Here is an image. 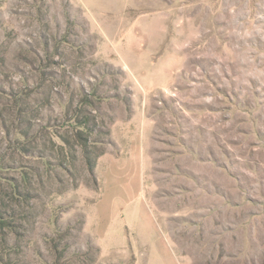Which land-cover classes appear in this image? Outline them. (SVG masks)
I'll return each mask as SVG.
<instances>
[{
    "label": "rangeland",
    "instance_id": "obj_1",
    "mask_svg": "<svg viewBox=\"0 0 264 264\" xmlns=\"http://www.w3.org/2000/svg\"><path fill=\"white\" fill-rule=\"evenodd\" d=\"M0 264H264V0H0Z\"/></svg>",
    "mask_w": 264,
    "mask_h": 264
},
{
    "label": "trees",
    "instance_id": "obj_2",
    "mask_svg": "<svg viewBox=\"0 0 264 264\" xmlns=\"http://www.w3.org/2000/svg\"><path fill=\"white\" fill-rule=\"evenodd\" d=\"M76 137L80 145L85 148L88 146L89 135L84 130V121L78 120V127L76 128Z\"/></svg>",
    "mask_w": 264,
    "mask_h": 264
}]
</instances>
